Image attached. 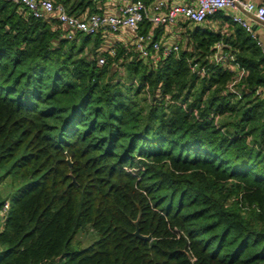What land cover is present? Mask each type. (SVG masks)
<instances>
[{
	"label": "trees",
	"instance_id": "obj_1",
	"mask_svg": "<svg viewBox=\"0 0 264 264\" xmlns=\"http://www.w3.org/2000/svg\"><path fill=\"white\" fill-rule=\"evenodd\" d=\"M53 1L71 15L106 3ZM228 31L252 91L264 60ZM183 38L156 65L118 47L98 66L101 34L68 41L0 0V264H264V102L226 93L222 68L189 73L219 29ZM86 228L97 240L74 248Z\"/></svg>",
	"mask_w": 264,
	"mask_h": 264
},
{
	"label": "built area",
	"instance_id": "obj_2",
	"mask_svg": "<svg viewBox=\"0 0 264 264\" xmlns=\"http://www.w3.org/2000/svg\"><path fill=\"white\" fill-rule=\"evenodd\" d=\"M26 10L36 19H55L61 38L68 41L78 34H101L109 44L99 50L97 64H106L108 58H114L118 47L132 50L139 60L151 61L153 65L178 54L185 30L180 25L203 26L208 23L215 30L219 29L220 39L215 42L205 63L194 58L186 60L189 73L199 79L209 76L211 68H222L229 74L225 92L236 99L246 94L264 102V84L252 91L243 88L248 70L238 62L234 48L226 42L229 35V23L244 29L255 42L264 60V5H257L248 0H187V3L170 5L167 0H157L145 4L142 0H106L99 8L100 12L83 15H71L65 6L53 0H3ZM99 6V5H98ZM228 19H213L217 14ZM219 20V21H218ZM210 21H212L210 23ZM149 28L142 33V25ZM157 29L162 31L155 39ZM111 36H121L128 41L121 43ZM111 38V39H110Z\"/></svg>",
	"mask_w": 264,
	"mask_h": 264
},
{
	"label": "rangeland",
	"instance_id": "obj_3",
	"mask_svg": "<svg viewBox=\"0 0 264 264\" xmlns=\"http://www.w3.org/2000/svg\"><path fill=\"white\" fill-rule=\"evenodd\" d=\"M180 28L186 30L188 28H191V26L182 24L180 25ZM259 34H262V31ZM183 42H184V38L181 40L180 49L183 48ZM219 121L220 120L218 119L217 122ZM97 238L98 236L95 233H93L89 228H86L75 235L73 239V246L75 245L74 248H77L76 246L84 248L89 244H91L92 242L96 241Z\"/></svg>",
	"mask_w": 264,
	"mask_h": 264
},
{
	"label": "crops",
	"instance_id": "obj_4",
	"mask_svg": "<svg viewBox=\"0 0 264 264\" xmlns=\"http://www.w3.org/2000/svg\"><path fill=\"white\" fill-rule=\"evenodd\" d=\"M145 2H146V4H152V3H154L155 1H157V0H144ZM248 1H250V2H253V3H255V4H257V5H264V0H248ZM167 2L170 4V5H172V4H180V5H183V4H185V3H187V0H167ZM101 6H98L97 8L99 9ZM217 21V20H216ZM219 21V20H218ZM212 22V21H211ZM210 22V23H211ZM228 33H230V32H228ZM111 37H113V39L116 41V40H119L121 43H123V42H125L126 43V41H128V39H124V38H122L121 39V36L119 37V36H111ZM261 37H262V41L264 42V35H262L261 34ZM111 39V38H110Z\"/></svg>",
	"mask_w": 264,
	"mask_h": 264
},
{
	"label": "water",
	"instance_id": "obj_5",
	"mask_svg": "<svg viewBox=\"0 0 264 264\" xmlns=\"http://www.w3.org/2000/svg\"><path fill=\"white\" fill-rule=\"evenodd\" d=\"M66 161L68 163V166L71 167L72 166V163L69 159V157L66 158ZM137 224H138V220L134 222V225H135V232H134V236H136L137 238H140V239H143V240H146V241H150L151 240V237L150 236H142L140 233H139V230H138V227H137Z\"/></svg>",
	"mask_w": 264,
	"mask_h": 264
}]
</instances>
